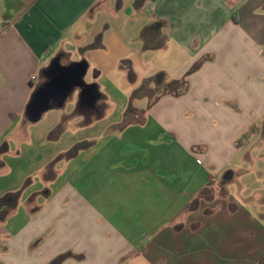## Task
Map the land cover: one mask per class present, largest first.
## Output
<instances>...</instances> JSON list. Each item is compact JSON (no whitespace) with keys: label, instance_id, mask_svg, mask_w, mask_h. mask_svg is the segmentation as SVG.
I'll use <instances>...</instances> for the list:
<instances>
[{"label":"crops","instance_id":"1","mask_svg":"<svg viewBox=\"0 0 264 264\" xmlns=\"http://www.w3.org/2000/svg\"><path fill=\"white\" fill-rule=\"evenodd\" d=\"M169 48L185 56L176 80L205 62L148 109L138 159L112 139L67 140L73 125L115 128L96 85L48 120L26 116L57 59H111L126 77ZM260 137L264 0H0V264H264V175L247 190L233 165L264 157L245 155Z\"/></svg>","mask_w":264,"mask_h":264},{"label":"rangeland","instance_id":"2","mask_svg":"<svg viewBox=\"0 0 264 264\" xmlns=\"http://www.w3.org/2000/svg\"><path fill=\"white\" fill-rule=\"evenodd\" d=\"M170 48L160 55H157L156 58H151V53L148 52V57L145 58L147 64L144 66H132V70L135 75L124 77L125 75L118 72V65L113 62L111 59L106 62L105 58L98 57L99 61L97 63L98 68H94L93 64L87 62L90 65V68L87 70L86 75L83 78L84 83L88 85H96L103 95L100 102V121L101 125H106L105 123L115 124V128L112 129V125L108 129H96L95 127L89 126H80L73 125L67 131V140L77 141V138H87L94 135L96 137L97 143L105 142L108 139H112V146H114L117 156L128 153L135 158H139V153L141 148H147L149 152V145H146L144 139H149L153 135L148 133L147 136H144L141 133L140 126L146 120L151 122V118L148 116V109L152 107L161 95H167L171 97H178L186 91V84L188 77L196 72L203 62L204 58H200L198 61L193 62L181 79L176 80L174 74L182 67L183 61L185 59L184 55L178 54L177 61H170ZM153 54V53H152ZM169 58V60H168ZM187 59V58H186ZM72 62H77L76 57L72 59ZM93 63L92 60H90ZM177 82L173 87L172 83ZM77 96L76 94H71L66 100L62 109H51L45 113V120H48L49 116L54 112H64L68 110L70 105L76 104ZM148 116V117H147ZM80 121L77 119H69V123H75ZM128 128L125 133H120V128ZM82 127V128H81ZM262 136V135H261ZM85 143V142H84ZM78 141L73 148L71 153L77 152L82 147H85V144ZM163 151V150H161ZM195 152H197L195 150ZM249 154H264V138L260 137L254 143L250 144L245 151V155ZM117 158V157H116ZM264 157L261 156L259 160H253V156L249 158H243L238 162H233V165L239 164L240 169H243L247 172L248 176H244L242 180L244 181L243 185L247 190H250L252 186L255 185L251 174L253 171H261L264 175ZM135 162V161H134ZM124 162L122 164L118 163V167H124ZM65 175V176H64ZM55 184L51 187L52 189L58 187L61 184V181L66 178L64 174ZM38 179L35 180L37 182ZM247 180V181H246ZM240 181V180H239ZM264 181V177L262 178ZM113 182L118 183L119 178L113 177ZM241 182V181H240ZM82 184L79 183L78 186ZM237 185V182L236 184ZM260 185H263L262 183ZM89 187L91 185L89 184ZM19 215L23 214V209H18ZM61 257H67L63 255ZM60 257L57 259L59 260Z\"/></svg>","mask_w":264,"mask_h":264},{"label":"water","instance_id":"3","mask_svg":"<svg viewBox=\"0 0 264 264\" xmlns=\"http://www.w3.org/2000/svg\"><path fill=\"white\" fill-rule=\"evenodd\" d=\"M87 67L84 61L74 62L67 66H61L58 59L53 61L43 72L46 81L35 90L31 97L26 111L28 120L38 121L46 111L63 106L75 89L86 87L83 78Z\"/></svg>","mask_w":264,"mask_h":264},{"label":"trees","instance_id":"4","mask_svg":"<svg viewBox=\"0 0 264 264\" xmlns=\"http://www.w3.org/2000/svg\"><path fill=\"white\" fill-rule=\"evenodd\" d=\"M176 83L177 82L172 83L171 87H173ZM29 103H30V101H29ZM29 103L27 106H29ZM254 129L255 128L251 127L247 132H245L243 134V136L237 141V146L240 147L242 144H244L246 142V140L248 139V137L255 131Z\"/></svg>","mask_w":264,"mask_h":264}]
</instances>
